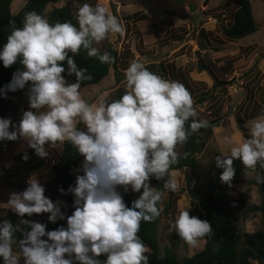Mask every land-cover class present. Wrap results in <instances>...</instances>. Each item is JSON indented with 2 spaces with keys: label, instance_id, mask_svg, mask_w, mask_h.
<instances>
[{
  "label": "clouds",
  "instance_id": "clouds-1",
  "mask_svg": "<svg viewBox=\"0 0 264 264\" xmlns=\"http://www.w3.org/2000/svg\"><path fill=\"white\" fill-rule=\"evenodd\" d=\"M77 23L78 27L70 21L50 24L40 14L29 12L23 26L12 28L0 47L4 67L17 62L22 66L0 89V96L28 85L29 101L18 125L0 118V141L22 138L40 158L49 156V147L68 143L83 157L79 169L83 174L76 176L75 185L67 192L59 189L61 194L73 195L70 216L61 211V202L45 196L35 175L25 190L10 194L5 204L18 217L48 214L49 222L66 220V227L46 231L40 222L21 219L13 226L0 219L3 264H21V257L23 264H148L149 249L138 233L142 222L155 221L162 211L158 207L162 194L150 186V178L168 176L163 187L175 192L178 183L170 170L181 158L178 146L208 126L207 120L188 124L197 113L182 83L164 79L138 60L125 71L127 91L119 99L100 98L94 103L84 99L81 83L92 77L86 68L78 67L74 57L85 50L90 58L113 63L114 57L100 54L93 45L109 36H123L125 26L107 6L88 3L79 8ZM63 62L67 75L75 76L74 83L62 75L66 71ZM81 124L85 130L78 127ZM249 133L250 138L215 159L216 168L222 170L219 180L229 187L236 160L256 174L258 183H264V174L258 171V166L264 169V116L250 122ZM118 187L139 193L131 207ZM188 208L169 228L195 249L213 229L210 222L190 216ZM17 232L23 236L19 241ZM101 256L106 259L101 261Z\"/></svg>",
  "mask_w": 264,
  "mask_h": 264
},
{
  "label": "rangeland",
  "instance_id": "rangeland-1",
  "mask_svg": "<svg viewBox=\"0 0 264 264\" xmlns=\"http://www.w3.org/2000/svg\"><path fill=\"white\" fill-rule=\"evenodd\" d=\"M25 1L13 0L11 12L16 13ZM203 1L57 0L47 5L46 11L66 5L77 14L85 3L93 7L97 4L107 6L123 22L125 34L109 36L95 45L102 50L111 46L119 53L120 71H126L134 60L144 64L162 61L167 65L165 79L182 83L195 102L197 120H207L210 123L211 132L201 135L205 144L196 154L200 167L204 170L216 153L221 156L229 154L231 147L250 138V122L264 116V1L250 0L257 29L237 40H230L222 33V23L228 25L233 21V2L227 5L228 0H209L204 5ZM187 2L195 5L196 9L190 11ZM215 47L220 50L216 51L213 49ZM200 60L202 67L198 65ZM65 79L68 83L75 82ZM118 89H121L123 95L127 91V83L125 79L116 80L114 68L98 83L81 86L83 98L90 103L97 102L100 98L109 102ZM199 97H203L201 102L197 101ZM6 100L7 96L0 98V118L10 119L14 125L16 116L3 111ZM14 102L20 105L17 116L21 119L23 112L29 109V102L17 98H14ZM81 130H85L83 125ZM28 148L27 142L22 138L0 141V214L8 210L5 203L10 194L23 191L22 186L27 185L28 179L33 175L43 185L45 196H53L50 192L53 189L50 168L61 144L49 147L47 158L35 156L22 162L17 161L15 155ZM39 159L43 163L37 165ZM81 165L82 163L78 167L80 175L83 174L79 171ZM171 172L175 173L178 189L175 192L165 188L159 190L162 194V244L166 242L164 234L171 231L169 225L184 208L189 207V215L199 219L202 212L192 202L187 191L191 182L189 180L186 183L185 168ZM168 178L166 176L163 179L164 183ZM255 179L256 174L247 171L237 180L232 179L230 187L226 184L223 187L232 197H237L250 187L249 202L258 205L262 194ZM170 200L171 207L165 210ZM47 217L48 214L32 215L29 220L47 224L50 223ZM261 217L260 211L246 212L245 216L239 217V222L244 231L252 232L259 226ZM203 244L202 239L199 246L193 249L183 241L180 252L182 255H191L200 250ZM251 264L257 262L252 261Z\"/></svg>",
  "mask_w": 264,
  "mask_h": 264
},
{
  "label": "trees",
  "instance_id": "trees-1",
  "mask_svg": "<svg viewBox=\"0 0 264 264\" xmlns=\"http://www.w3.org/2000/svg\"><path fill=\"white\" fill-rule=\"evenodd\" d=\"M12 1L13 0H0V47L7 42V37L12 28L23 26L25 15L29 12L34 11L40 14L45 17L50 24L70 21L73 25L78 27L77 14H75L70 7L63 5L60 7H52L50 10L46 11L47 5L55 3L57 0H26L16 13L11 12ZM230 2H233L235 5V12L231 24L226 25L222 23L223 35L230 40H237L254 33L257 28L252 14L250 0H228L227 5H229ZM12 21H14V23H10ZM93 46L97 47L95 44ZM98 49L100 54L107 53L111 57H114V62L111 64L101 63L98 58H90L87 56L85 50H81L80 54L74 57V60L79 68H86L88 70L87 74H90L92 77L91 80L82 82L81 86L98 83L102 78L108 75L111 68H114L117 81L120 79L126 80L125 71L122 72L118 69L120 61L119 53L111 46H108L105 50ZM213 49L216 51L220 50L216 47ZM63 63L66 71L62 75H64L65 78L75 81L74 75H67V65L66 62ZM144 65L149 71L165 79L167 65L162 61L158 63L150 62ZM21 68L22 66L18 62L7 68L0 62V89L4 88V86L11 81L13 74ZM27 92L28 85L22 90L6 93L7 100L4 102L5 106L3 111L4 113H10L11 116H16L14 125L19 124L20 116H17V114L21 109L20 105L14 102V98L29 102ZM121 96V89H118L109 102L114 99H119ZM1 97L3 96H0V98ZM202 100L203 97L197 99L198 102ZM192 120L198 121L195 116L190 118L188 124H190ZM188 124H186V127ZM81 126L82 124L78 125L80 129ZM209 126L210 123L208 122L207 127L192 133L188 137L186 143L178 146L177 150L181 158L178 164L172 166L171 170L187 169L186 175L191 182L187 191L192 202L196 206H199L202 211L201 220H206L211 223L213 233L211 236L203 239L204 244L200 250L191 255H182L180 250L183 241L174 231L165 233L164 237L166 242L163 244L161 242V211V215L155 221L151 223L142 222L138 233L149 249L147 253L148 264H251L252 261H256L257 264H264V183H258L255 179V183L261 191L262 200L260 204L254 205L249 202L250 187H247L245 191L239 193L237 197L229 195L223 187V183L219 180L222 170L215 166V159L217 156H221L220 154L216 153V155L212 157L210 165L204 170L200 167L201 165L196 154L205 144L201 135H208L211 132ZM25 154L28 156V159L35 156L38 157L33 149L28 148L15 155V159L19 162L25 161L22 158ZM39 160L37 165L43 163L41 159ZM82 162L83 157L76 153L70 144L64 143L61 144V149L59 153L55 155V160L51 164L50 170L53 189H51L50 192L53 193V196L50 197V199L53 202H61L64 205L61 211L65 217L70 216L74 211V206L72 205L74 198L71 193L61 194L59 189L63 188L65 192H67L70 186L75 185V178L77 175H80L78 167ZM234 167L236 171L233 180H237L248 171L239 160L234 161ZM258 171L264 174V169H260L259 166ZM149 183L150 186L157 190L164 188L163 179L156 180L155 178H150ZM48 185H50V183H48ZM27 186L28 185H23V190H25ZM117 190L122 195L125 204L129 207H131L132 201L139 196V193H133L130 189L125 192L123 188L118 187ZM160 203L158 207H160ZM170 207L171 200L167 203L165 210ZM258 211H260L262 216L259 226L252 232L244 231L241 222H239V217L245 216L246 212L256 213ZM33 215L37 216V214ZM0 219H7L15 226L21 219L29 220V216L25 215L24 217H18L10 210H7L3 214H0ZM45 225L46 231H51L61 226L66 227V220L58 219L55 223L50 222ZM26 230H30V228H26ZM22 238V234L17 232V241ZM44 239H46V237H44ZM14 247L16 248V245H14ZM99 259L103 261L106 257L101 256ZM0 264H3L1 258ZM75 264H78V262H75Z\"/></svg>",
  "mask_w": 264,
  "mask_h": 264
},
{
  "label": "water",
  "instance_id": "water-1",
  "mask_svg": "<svg viewBox=\"0 0 264 264\" xmlns=\"http://www.w3.org/2000/svg\"><path fill=\"white\" fill-rule=\"evenodd\" d=\"M176 1L177 2H180V3H185V0H176ZM208 1L209 0H204L203 1V4L206 5L208 3ZM186 5L188 6V8H189L190 11H193L194 9H196V6L193 5L190 2H187ZM198 65H199V67H202L203 64H202V61L201 60L199 61V64ZM186 172H187V169H185V174H186ZM186 183L187 184L189 183V179L188 178H186Z\"/></svg>",
  "mask_w": 264,
  "mask_h": 264
}]
</instances>
